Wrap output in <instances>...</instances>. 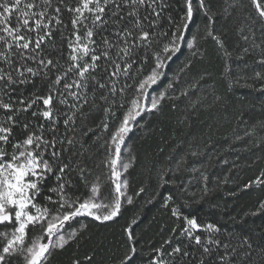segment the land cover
<instances>
[{
    "label": "snow or ice",
    "instance_id": "obj_1",
    "mask_svg": "<svg viewBox=\"0 0 264 264\" xmlns=\"http://www.w3.org/2000/svg\"><path fill=\"white\" fill-rule=\"evenodd\" d=\"M173 7L172 0H0V264H52L73 245L68 264H145L133 231L139 212L111 254L98 257L95 248L79 253L88 228L82 218L116 222L125 204L146 193L145 184L130 192L129 169L137 157L126 145L129 134L145 116H162L166 107L186 101L184 118L170 132L176 140L178 128L192 127L191 116L226 106V94L207 84L213 73L197 70L208 59L209 39L223 59L218 79L226 91L240 86L264 94V70L245 73L246 57L264 69V0H180L178 16ZM197 17L207 22L197 24ZM219 19L233 27L217 31ZM229 31L238 38L232 49ZM233 58L243 65L234 66ZM206 86L211 91H202ZM207 127L203 145L196 136L180 140L162 163L145 164L154 184L141 211L171 186L161 206L176 221L146 264H264V227L230 230L183 212L211 192L207 170L191 159L213 147L214 125ZM257 129L264 132V118L244 137ZM244 137L235 135L233 142ZM252 148L264 152V135ZM253 187L264 190V168L230 195ZM261 215L264 198L240 221L230 219L243 223Z\"/></svg>",
    "mask_w": 264,
    "mask_h": 264
},
{
    "label": "trees",
    "instance_id": "obj_2",
    "mask_svg": "<svg viewBox=\"0 0 264 264\" xmlns=\"http://www.w3.org/2000/svg\"><path fill=\"white\" fill-rule=\"evenodd\" d=\"M174 5L171 9L173 15L180 13V0H172ZM206 20L196 18V23H206ZM167 20L162 22V27L167 29ZM217 31L231 29L233 26L230 21L226 22L219 19L214 25ZM195 28L192 29L194 31ZM237 37L229 31L227 33V43L230 49L236 47ZM241 44L243 42H240ZM207 50L208 59L204 63L197 64V70L207 68L213 73L212 78L207 84L213 85L218 94H226L228 103L225 107H215L210 111H202L200 116H191L193 121L191 128L180 127L177 129L176 140L170 138V132L176 127L177 121L184 118L186 101L180 102V107L175 110H169L167 107L162 116H145L141 120V127L134 128L129 134L126 141L127 147L136 155L137 160L133 167L129 169L130 185L132 190H137L141 184L147 185L146 193L141 197H136L132 205L125 204L122 209V215L117 218L116 222H107L101 225L99 222H92L90 218H82V223L88 225L85 230L84 238L81 240L79 253L82 255L84 251L95 248L98 257H106L112 251L118 249L124 242L122 229L126 227L130 220L140 213L138 222L133 225V231L137 234L139 243L143 245L145 264L151 249L160 247L170 235V229L175 226V218L170 216V212L164 209L162 205V197L169 194L171 186L160 189L161 196L152 204L144 205L141 211V205L153 193L154 181L148 180L145 173V164L151 160L162 163L164 157L168 155L171 148L177 141L190 140L196 136V143L203 145L208 139V124L214 127L210 133L213 141V147L199 158H191L197 167L203 166L210 177L209 188L211 192L205 200L196 203L192 202L189 207L183 208V212L189 216H197L206 221H218L226 225L230 230L247 231L249 228H255L260 231L264 227V215L256 217H245L243 223H238L230 219L236 217L240 221L243 213L254 209L259 198H264V190L253 187L252 189L238 192L237 195H230L245 183L259 174L261 168H264V152L257 148H252V142L264 135L257 129V134L252 137H244V132L249 131L255 121L264 118V106L261 101L264 100V94L254 91L251 88L236 86L231 91H226V85L218 79V74L223 67V59L217 55L214 42L210 39L204 44ZM187 50L185 49V53ZM183 57H181V60ZM249 68L245 69L247 75H251L253 69H261L259 65L252 62V57H246ZM179 63V61H177ZM233 65H243L244 62L232 60ZM175 65H173V68ZM249 83L253 81L249 80ZM166 81L157 87V91L163 89ZM258 86V84H257ZM209 92L207 86L202 90ZM211 96H209V101ZM242 115V118H241ZM247 121V123H245ZM163 130V131H161ZM186 132L187 136H181L179 133ZM203 134V139H200ZM240 135L244 137L240 141L233 142V137ZM227 137V140L225 139ZM167 141V143H166ZM231 144V149L228 145ZM164 148V152H159V148ZM186 147V145H182ZM250 148L251 151H246ZM99 158H103V149L99 150ZM257 157H261L257 159ZM227 160L228 163H223ZM225 177H228V183H223ZM192 191L199 195L198 186L194 184ZM216 205V207H213ZM167 225L165 230L161 232V226ZM173 244L178 240L173 236ZM165 249L170 251L167 245ZM76 251L73 245L63 253H57L52 264H68V258L72 252Z\"/></svg>",
    "mask_w": 264,
    "mask_h": 264
},
{
    "label": "rangeland",
    "instance_id": "obj_3",
    "mask_svg": "<svg viewBox=\"0 0 264 264\" xmlns=\"http://www.w3.org/2000/svg\"><path fill=\"white\" fill-rule=\"evenodd\" d=\"M122 151H123V149H122Z\"/></svg>",
    "mask_w": 264,
    "mask_h": 264
}]
</instances>
